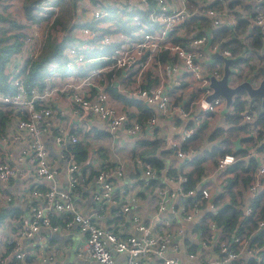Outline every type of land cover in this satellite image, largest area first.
Wrapping results in <instances>:
<instances>
[{
  "label": "built area",
  "instance_id": "2783aa9c",
  "mask_svg": "<svg viewBox=\"0 0 264 264\" xmlns=\"http://www.w3.org/2000/svg\"><path fill=\"white\" fill-rule=\"evenodd\" d=\"M93 2L86 20L77 21L76 34L70 40L72 43L64 47L63 72L67 74L60 76L58 83L50 84L52 76L58 75L55 63H46L45 69L52 68L53 71L45 72L41 85L30 84L23 75L57 14L58 0H39L36 10L40 17H24L19 37L21 43L16 50L18 59L14 60L11 53L5 63L10 90L0 89V109L5 113L0 129V199L4 204L22 203L23 208L17 216L19 223L15 232L0 238V252L5 243L13 242L12 248L0 255V264H5L8 255L9 259L11 256L18 259L15 264H22V261L24 264L28 253L24 241L40 227L54 231L69 227L73 222L84 233L87 255L100 264H141L152 255L160 257V264H229L243 250L253 259L252 264H264V122L257 119L253 101L246 92L244 104L234 109L232 116L241 121L243 134L252 140L243 146L244 155L252 159L245 171L248 175L246 182L237 181L229 190L240 203L242 213L255 223L254 229L263 231L261 241L250 244L246 234L249 223L240 231L226 232L212 218L225 196L229 199L223 184L226 177L232 175L233 170L229 168L236 155L229 151L213 156V168L221 170L218 187H210L208 180L212 173L209 170L197 177L193 185L185 184L187 172L193 165L190 158L196 153L190 138L192 132L203 121L209 123L207 118L212 113H221L224 121L231 119L227 116L229 114L225 115L231 111L227 110L230 103L226 106L223 96L205 98L211 91L209 75L219 77L222 66L210 65L204 54L218 51L225 56L233 55L227 47L211 42L208 32L191 36L196 27L189 33L187 46L172 41L170 32L191 16H206L208 27L230 24L233 18L223 4L216 8L210 6L208 0ZM254 2L249 23L257 25L264 36V0ZM110 8L125 12L138 31L134 28L124 31L103 23L101 19L109 15ZM88 20L90 24L85 23ZM44 22L41 36L39 30ZM162 51L165 58L160 59ZM248 65V60L244 59L238 65L229 63L228 75L233 74L230 81L227 75V83L233 85L247 79L256 85L258 78H252ZM21 66L24 71H20ZM111 67H119L120 75L122 72L132 79L133 86L129 87L127 96L140 98L146 106H153L149 114L139 117L137 113L117 108L109 101L112 92L107 88L105 73ZM146 76L155 77V81L146 84ZM56 95L62 96L63 108L53 105L51 98ZM89 116L96 117L107 131L121 129L126 135L135 136L155 129L158 134H164L163 144H159L156 151L163 165L157 171L140 157L129 155L130 167L136 173L134 176L139 187L147 188L153 195V207L146 219L137 207L134 196L137 191L113 195L116 181L126 174L122 158H116L112 164L98 161L96 165L88 155L76 159L77 142L82 141L85 145L80 128ZM184 140L188 147L182 149L179 143ZM57 159L61 161L59 167L56 166ZM58 168L62 171L64 185L57 176ZM12 176L24 186L8 190ZM152 178L157 182H149ZM84 179L89 182L90 197L96 202L97 209L92 212L73 200L77 184ZM218 193L221 198L216 197ZM109 203H114L117 210L125 213V233L93 218L92 213L102 214ZM163 212L178 216L195 229L194 247L184 250L183 259L169 254L170 249L177 248L176 243L170 245L169 240L177 232L180 236L182 228L176 225L168 229L171 220L168 216H160ZM56 213L60 216L69 213L62 226L52 219V214ZM209 245L217 248V256L203 253ZM30 255L36 259V248ZM37 257L40 261L48 260L51 253L42 250Z\"/></svg>",
  "mask_w": 264,
  "mask_h": 264
},
{
  "label": "crops",
  "instance_id": "0c3cea01",
  "mask_svg": "<svg viewBox=\"0 0 264 264\" xmlns=\"http://www.w3.org/2000/svg\"><path fill=\"white\" fill-rule=\"evenodd\" d=\"M62 1V0H61ZM59 1V3L61 2ZM93 5V0H70V4L68 6L62 7V11L65 13L66 9L69 11V20H65L67 22V26L65 28H56V30L53 32L54 37L56 38H61V36H71V38L76 34V27L75 25L78 24L77 21L80 19L86 20V18L89 15V10L90 8L88 7V2ZM209 4L212 3L214 0H208ZM220 1V6L223 4L225 6V10L228 13L229 16L233 18L234 21V13L233 11H239L240 13L246 15V18L251 16L252 10H253V5H254V0H218ZM21 2L15 3L14 0H0V6L4 7L5 13H9L11 16L18 18L19 22H21V17H25L23 15L22 7H21ZM229 5H227V3ZM20 4V5H19ZM74 5V7L72 6ZM15 6L18 8L16 9ZM219 6V7H220ZM216 7V8H219ZM35 9H33V12ZM22 14V15H20ZM110 14L107 15V18L111 17H116L120 18L117 16V12L115 9L111 8L110 9ZM26 18V17H25ZM108 18V19H109ZM15 19V18H14ZM112 19V18H111ZM248 19V18H247ZM248 19V21H249ZM110 22L112 20L109 19ZM117 22H120L116 20L115 25ZM10 23L7 22V20L1 22V28L4 26V29H6L7 33L10 34L13 33L17 30L20 31L21 26L19 28H13V26H8ZM20 24V25H21ZM203 30L205 32H208V27L207 22L204 23L203 25ZM12 29V30H11ZM11 30V31H10ZM176 34L183 35L184 34V28L181 26L178 27L177 31L175 32ZM185 35V34H184ZM20 37V35H18ZM188 42L190 41V38H188ZM19 48V47H18ZM18 52V51H17ZM16 50L12 52V57L14 60L18 59ZM204 59L209 62L210 65L214 66V64L221 65L222 66V61L220 64L215 61V58H211L209 55V52L204 54ZM64 73L63 71H61ZM120 70H117L114 72L111 77L107 78V83L112 88L113 93L112 96L110 97L109 101L116 106L117 108L120 109H126L130 113H137L139 117L146 115L142 114L143 108L148 107L146 106L143 101L140 98H135L131 96H127L128 91L130 90V86H133L132 84V79H130L129 76L127 75H121L119 74ZM60 76L64 77V74L61 75H55L52 76L50 84H55L60 81ZM155 81V77L151 76H146L145 77V83L146 84H151ZM52 103L55 107L57 108H63L65 106V102L62 98L61 95H56L51 98ZM149 110L153 109V106L148 107ZM2 110V109H1ZM213 113L207 118L209 122H213ZM5 117V113L3 118ZM169 119L166 118V121ZM227 121L223 120V123H219L218 126H220L222 129V135L220 138L224 137V140L222 141L221 144L224 145L227 144L231 147L232 150H235L238 147H242L247 144L248 142H251L252 140L248 137V139H241L242 136H245L242 132L243 126L241 124V121L239 119L234 120V121H239V122H233L232 125L227 126L226 124L231 122L233 119H226ZM203 124L202 126H199L193 134L192 141L194 144L200 142L201 137L200 131L204 130V125L206 124L204 121L201 123ZM200 124V125H201ZM228 130L231 131L232 135L228 133ZM77 131V130H75ZM227 133V135H226ZM80 135L83 136L84 142H85V148H86V155L90 156L94 165L98 163V161H101L103 164H112L116 158H122L124 161V169H125V176L122 179H118L116 181V185L113 188V195L119 196L123 192L127 193H132L133 191H137L135 196V200H137V207L138 210L141 214V216L146 219L148 214L151 212L154 199L153 195L147 188H142L139 187V184L135 180V174L132 170V167H130V160H129V155L131 154V151L135 150L136 147H139L134 141L138 138L141 137H161L160 140V145L163 144L164 141V134H158V131L155 129L151 130H145L139 133V135L135 136H128L126 135L121 129H114L113 131H107L104 129L102 126L101 122L94 116H89L85 118L84 122L82 123V126L80 128ZM105 139H122L124 141V148L121 152L115 153L114 157H109V154H104V150L101 147L100 141ZM49 146V149L51 151L50 147V142L47 143ZM136 146V147H135ZM244 149V148H243ZM204 150V149H203ZM203 150H201L200 146H196V153L200 154ZM230 150V151H232ZM214 155H207V157L204 159V163L206 166L205 170H211L210 164H212L211 158H213ZM57 158V157H56ZM241 158L246 161V156L242 155ZM60 162L57 159L56 166H60ZM211 180H208V183L210 187L213 189L218 187L217 180L219 178V175L216 174L214 175L213 170L211 171ZM57 176L60 179V184L64 185V178L62 175V171L60 168H58L57 171ZM12 183L8 187V190H13L19 187L24 186V183L18 182L16 177L12 176L11 177ZM89 187L90 184L87 180L80 181L77 186L76 190L74 193L73 200L75 203H77L81 208L86 209L88 211H93L96 210V202L91 199L90 194H89ZM218 198H221L218 196ZM228 201L227 196H225L224 201ZM4 203L0 199V205H3ZM24 204V203H23ZM19 207L22 209L23 205L22 203L17 204ZM56 216L53 217V220L56 221L60 226L63 224L61 221H63L65 218L69 216V213H62V218L61 216L56 213ZM168 216L171 220L170 225L168 226L169 228H174L176 225L177 227L182 228V232L177 234H174L171 236L169 240V244L176 243L177 248L174 250L169 251V254H176L178 255L181 259L184 258V250L186 249H193L194 243L193 241L196 239L195 233H194V227L186 223L185 221L181 220L178 218V216L174 214H169L167 212L160 213V216ZM93 218H95L99 223L104 224V226H109L112 229H116L119 233H125L127 230V225H126V215L125 213L117 210V206L114 203H109L105 207V211L102 212V214H99L97 212L96 215L92 213ZM18 218L15 216L9 217L6 216L1 222H0V238L5 236L6 234H12L15 232V229L18 226ZM15 227V228H13ZM245 228V226H244ZM254 228L255 225H251L250 227L247 228V238L251 241V238L253 234L258 233L260 230H255ZM248 242V241H247ZM24 247L27 250V254L30 255L33 252V249L36 248V259L35 257H32L30 260H25L24 264H100L97 262L95 259L90 258L85 249H84V233L81 232L76 225V223H71L69 227H61L57 230H48L46 227H40L36 232L32 235V237L29 240L24 241ZM80 249V252L78 251ZM46 250L51 253V258L48 260L40 261V259L37 257V253L39 251ZM3 251L0 252V255ZM203 253L208 254L209 256H217L218 251L215 246L209 245L203 249ZM250 255L248 254L247 251L243 250L239 253L238 259H239V264H246V261L251 259L249 257ZM10 255H8V260L5 261V264H15L18 261L11 262L10 261ZM262 259L264 261V255L262 254ZM253 260V259H252ZM23 264V261H22ZM141 264H160V257L156 255H152L145 260L141 262ZM230 264V262H229Z\"/></svg>",
  "mask_w": 264,
  "mask_h": 264
},
{
  "label": "trees",
  "instance_id": "16d2710c",
  "mask_svg": "<svg viewBox=\"0 0 264 264\" xmlns=\"http://www.w3.org/2000/svg\"><path fill=\"white\" fill-rule=\"evenodd\" d=\"M39 0H22L21 7L23 11V15L26 18L30 19H38L40 16L36 12H33L32 10L36 8V3ZM61 0H58V3ZM151 3L152 0H149ZM227 3V2H226ZM220 1L214 0L212 3H210V6L213 7H219ZM229 5V3H227ZM111 9V8H110ZM143 13V11H140ZM234 13V21L230 24H218L216 26L208 28L209 33V40L211 42H218V44L221 47H227L230 50V53L233 55V60L230 62L231 66L238 65V62L242 59L244 60H250L252 62H248L249 64V71L252 72V78L256 79L262 76L263 74V57L262 54L264 53V36L260 32V29L257 25L250 24L248 19L246 18V15L240 13L239 11H233ZM7 20L10 24V26H16L19 28L22 24L17 20L14 19L13 16H11L9 13H5L4 7L0 6V89L1 90H10V85L7 81L9 71H5V63L8 59V56L15 50L18 49L21 43V39L18 37V35H22L21 29L20 31L17 30L13 33L6 34L4 33V29L1 28V22ZM207 22V17L204 15L199 16H191L187 17L182 22V27L184 28V34H176V29L172 30L170 32V39L176 43L185 45L188 42V38H190V31L193 27H196V31L192 32L191 36L193 34H198L200 32H203V24ZM85 23L90 24L91 21H86ZM21 24V25H20ZM116 28L122 29L124 31H128L129 28H127V25L123 22H117ZM67 26L66 21H62L61 16L57 15L49 28L47 29L45 36L43 37V40L40 45L39 51L36 53V55L29 60L28 67L26 71H24V66L20 67V71H24V80L31 83H36L37 85H41L42 83V77L46 72L45 65L46 63H55V67L58 68L59 65L63 64L64 59L66 58L65 53L63 52V49L66 45H69L70 40H72L71 36H61V38H56L53 35V32L56 30V28H65ZM205 32V31H204ZM12 35V40L9 42H6V38ZM70 42V43H69ZM69 43V44H68ZM84 53H88V51H84ZM165 58V52H160V59ZM257 59V62L254 61V59ZM216 62L220 64L221 60L216 58ZM54 67V68H55ZM119 70V67H111L108 70H106V77L109 78L111 75ZM147 83V82H146ZM107 88L113 93L112 88H110L109 85H107ZM243 95H245L244 90H240L237 93H235L232 96L230 104L233 105V108L236 109L238 107H241L244 104L245 99L243 98ZM253 101V106L256 109L257 112V119L260 122H264V105L260 104V98L259 96L255 95L250 97ZM149 108L144 107L142 114H149ZM146 114V115H147ZM229 114V115H227ZM143 115V116H146ZM225 115L230 116L231 119L237 120V118L233 117L230 112H226ZM3 116L4 111L0 109V129L3 125ZM141 116V117H143ZM203 124L199 125L202 126ZM198 126V127H199ZM223 129L220 126L216 127L211 133L208 134V137H212L213 133H220L219 131ZM195 131L192 132L190 138H193V134ZM241 139H248V136H242ZM224 140V137L219 138L217 142H212L210 147L207 149H204L200 154L194 153L192 157L190 158L192 162V167L187 172V180L185 181L186 185H193L197 177H199L201 174L205 172V163L204 159L207 157V155H216L218 153L223 152H229L231 147L227 144L222 143ZM139 147L135 150L131 151L132 155L140 157L142 160L148 162L155 171L158 170L163 165L162 158L156 155L158 152V146L160 144V138L157 137H141L134 141ZM136 147V146H135ZM179 147L182 149H185L188 147V144L186 141H182L179 143ZM157 151V152H156ZM244 149L242 147H238L235 150H232L234 155H236V160L234 163L230 165L231 170H233L232 175H229L226 177V181L223 185H225V189L229 193V199L226 202L221 203L217 209L216 212L213 213L212 218L215 220V222L222 228V230L229 232V231H240L242 226H244L246 223L255 225L253 220L250 216H246L242 213V210L239 206V202H237L234 197L233 193L229 190L230 186L240 181L241 183H245L247 180L248 175L245 173L247 171L248 166L251 164V157L246 156V161L241 158L242 155H244ZM86 156V148L84 146V143L82 141H78L75 148V157L77 160L83 159ZM152 184L157 182L156 178H152L149 180ZM221 193H218L216 197L220 196ZM261 194V193H260ZM259 196V195H258ZM22 212V209L19 207V205H13V204H3L0 205V222L6 217H17ZM55 214H52V219L55 217ZM18 218V217H17ZM62 218V215H61ZM66 219V218H65ZM64 219V220H65ZM61 221V223L64 222ZM56 222V221H55ZM253 222V223H252ZM198 226H202V224H199ZM15 228V227H13ZM262 230H260L258 233L253 234L251 241L249 240L250 244L252 242H260ZM247 233V232H246ZM13 246V242H7L5 243V248L1 255L6 254ZM264 255V252L262 253ZM32 259L31 255L26 254L25 260ZM11 262L18 261L15 257L11 256L10 259ZM253 260L249 259L246 261V264H252ZM230 264H239L238 257L232 259L230 261Z\"/></svg>",
  "mask_w": 264,
  "mask_h": 264
},
{
  "label": "rangeland",
  "instance_id": "374dc122",
  "mask_svg": "<svg viewBox=\"0 0 264 264\" xmlns=\"http://www.w3.org/2000/svg\"><path fill=\"white\" fill-rule=\"evenodd\" d=\"M14 1H15V3H17L20 0H14ZM69 4H70V0H62L60 3H58L57 4V7H56L57 8V10H56L57 11V14L55 15V17L57 15H60L62 21L69 20V11H68V9H66L65 13L61 10L62 7L68 6ZM72 6L74 7V5H72ZM88 7L91 10V8L93 7V5L90 4V2H88ZM15 8L17 9L18 7L15 6ZM34 9H35L34 11H37L36 8H34ZM90 10H89V13H90ZM108 12H109V15H111L109 10H108ZM20 15H22V14H20ZM117 16L118 17L121 16L122 18H117L116 19V17L113 16V17H111L112 18L111 19V18L108 17L110 20H112V22H110L109 19L105 16V17H103L101 19V21L103 23H105V24H109L110 23L112 26H117V25H115L116 20L123 21L127 25V28H129V30H131L132 28H134L136 31H138L137 26L136 25H133V21H131L132 18L131 17L130 18L129 17H126L125 12H117ZM14 18L18 20V18H16V15H15ZM19 19H21V22H22V20L24 19V17H21ZM44 27H45V22L42 25L41 29L39 30L41 36H42V32L44 30ZM13 28H16V26H13L12 29ZM2 29H4V26H2ZM6 31L7 30L4 29V33H7ZM10 40H12V35H9L6 38V42H9ZM63 51H65V48L63 49ZM254 61L257 62V59L255 58ZM248 62H252V61H248ZM93 66H96V63H94ZM81 67H84V66H81ZM73 68L75 69L76 67H73ZM63 69H64L63 64L62 65H59L58 69H56L58 75H61V74H64V73H65V75L67 74L66 72H64V73L61 72V71H63ZM248 69H249V65H248ZM46 71H48V72L49 71H53V69L52 68L46 69ZM232 74H233V72L228 75V80L229 81L231 80ZM227 110H230L231 113L233 114L234 113L233 105L230 104L227 107ZM213 115H214L213 116V122H209V123L205 124L204 125V130L203 131H200L201 132V134H200L201 140L197 144L196 143L194 144L195 148H196V146H200L201 150L207 149V148L210 147V145H211L212 142L213 143L214 142H217V140L221 137V135L223 133L222 132V129L219 131L220 133H213V136L212 137H208V134L211 133L216 127H219L218 124L219 123H223V120H224V116L221 113H219V112L214 113ZM233 122H236L237 123L239 121L232 120L231 122L227 123L226 125L227 126L232 125ZM228 133L230 135H232L231 131H229V130H228ZM226 135H227V133H226ZM99 144H101V147L104 150V154H109V157H114L115 156V153L121 152L123 150V148H124V141L122 139H111V140L110 139H107V141L105 139H103V140L100 141ZM211 160H212V164H210L211 170H209V171L211 172L213 170V172H214L213 174L216 175V174L220 173L221 170L214 169L213 168L214 167V165H213V158H211ZM205 169H206V167H205ZM259 198H261V196H259Z\"/></svg>",
  "mask_w": 264,
  "mask_h": 264
},
{
  "label": "water",
  "instance_id": "95a60500",
  "mask_svg": "<svg viewBox=\"0 0 264 264\" xmlns=\"http://www.w3.org/2000/svg\"><path fill=\"white\" fill-rule=\"evenodd\" d=\"M249 19V17H247ZM211 58H218L222 61V73L219 77L209 75L208 86L211 91L206 94V99H211L213 96L221 95L224 98V104L227 106L231 102L232 95L240 90H244L248 96H259L260 104L264 105V53L263 57V74L259 78L256 85L250 83L247 79H242L233 85L227 83V75L230 72L229 63L233 57L225 56L218 51L209 52Z\"/></svg>",
  "mask_w": 264,
  "mask_h": 264
}]
</instances>
